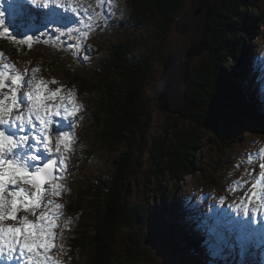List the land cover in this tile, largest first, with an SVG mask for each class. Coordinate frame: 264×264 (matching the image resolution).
<instances>
[{
	"label": "rangeland",
	"instance_id": "374dc122",
	"mask_svg": "<svg viewBox=\"0 0 264 264\" xmlns=\"http://www.w3.org/2000/svg\"><path fill=\"white\" fill-rule=\"evenodd\" d=\"M78 2L82 3L85 7L91 5V11L93 14L102 11L100 8L96 7V0H78ZM195 2L196 5L193 3V0H187V7H184V16L189 17L193 11L203 5L202 0H197ZM217 3L219 6L216 5ZM205 4L211 6L212 9L213 15L210 22L214 19V22L217 25H219L217 22L220 20L223 25L228 24V18H225L223 14H228V11L231 10V8L228 10L221 7L218 0H206ZM128 5L130 6L129 0H114L112 7L109 9L110 18L100 20L93 19L89 21L86 17L81 16L80 19L83 22L76 25L81 30L85 29V23L92 24L91 29L88 30V34L83 40L69 39L57 35L55 29L60 25L58 23L50 22L53 18L45 15L49 10L38 8L32 9L31 18H16L23 19L22 21H24V25L27 22H34L37 24H34L36 26L33 35L35 36V39L30 48L27 45L13 42L10 38L0 37V53L3 54V59H0V70H4L2 67L4 63L14 64L16 69L19 70L28 69L29 72H31L32 69L39 68L40 71L37 73L39 78L45 79L46 81L55 80L58 82L56 84L50 83L49 88L53 90L57 87L62 88V95H67L70 92L75 93L76 103L80 106V110L77 113L78 118L73 117L71 121L63 120L60 117L55 118L61 130L69 132L74 139L70 144V151L66 153L68 157L65 162L67 168L63 173L64 179L61 181L64 185V190L61 197L57 198L58 202L64 205L62 210L64 215L59 221L61 228L58 229V231L62 232L65 250L62 253L55 255L54 258L60 259L63 264L85 263V256L79 257L76 255L78 252L76 254H71L72 251L70 245L79 248L82 242L77 244L72 240L73 237L71 236V230L77 229L78 225L74 227L73 220L68 216L67 206H69V200L72 203L74 198L81 195L83 190H89L90 192L97 191L101 193V189L98 186L94 187L98 180L104 176L110 177L111 174L116 171L118 179H120L122 175L125 176V194L128 198V202L133 205L136 204L141 206L140 208L143 209L142 221L144 222L138 223L139 225L123 227L119 233L115 234V244L110 240L109 235H105L104 238L102 237L98 243L94 244L88 242L89 244L87 243L85 249L91 251L94 250L93 258L112 253L120 256V262L117 264H262V260L264 259V256L262 259L263 249H261V247L264 248V211L253 213L251 209L257 205L263 204L260 203V200L264 198V181L261 180L260 176V173L264 172V167H261V165H264L263 134L253 132L252 135H250L248 130L245 127L241 128L238 123L235 129H233V133L230 134L231 137H233V135L236 136L235 139L237 142H235L234 147L226 146L216 153V151H218V146L223 140H218V138L215 137V134L219 133L222 136V139H224L225 135L221 132V129L212 130L211 128L206 127L205 133L207 134V139L210 138V143H208V141L205 143L206 146L202 150L203 156H201V162L204 163L203 167L207 171L205 172L206 174L196 172L194 175L187 176L179 183L177 188H175V183L177 181L174 182L175 180L168 177L170 175L165 176L164 187L166 188L167 194L169 195L176 192L175 196L177 199L178 196H180L181 200L186 201V207L190 209L189 211L185 210L184 216L189 218L194 227L199 226V223L196 222V218H198V215L201 212L200 209H203L212 217L216 214H223L221 209L228 210V215L223 216L225 218L221 220L220 224L214 222L216 225H220L219 233H225L227 235L228 247L234 252L227 258L226 254H224V256L221 254V248L218 244L213 245V248L217 250L216 253L213 252L212 248H209L208 250L211 251V254H196L199 256L200 260L198 258L196 259L192 254L182 256L179 253L168 254V252H165L163 245L157 239V234L153 228L155 223L151 221L149 226H147L145 222L148 207L153 204L152 209H156L157 202L160 203L162 198L161 195L156 194L159 182L156 175L153 173L154 158L153 155L151 156L147 145L143 152L142 150H135L136 155L140 156L141 164H133L129 169L124 166L126 157L123 154L117 155V153L106 150L105 153L98 155V159H96V157L89 158L88 153L91 152V148L88 146V143L91 140H89L87 135H93L91 134V124L93 120L91 118L90 109L87 105L86 96L84 95L86 93H82L79 89V85L75 82L74 74L79 72V75L83 78L90 79L92 76V73L90 74V69H92L91 66L94 68L95 64H99L98 58H101L104 54H109L112 51L111 47H108L111 46V44L105 41V39L109 38L112 41H117V43H119V41L124 42V39L128 38V34L125 32L120 33L123 36L117 37V34L125 28L130 21V19L125 22L122 21L129 17V15L125 16V11L127 10L126 7ZM3 7L5 10V22L8 25L10 32L16 37L17 41L23 40L22 33L24 28H13L12 26H9V17H13V15L8 8V0H4ZM241 9H245V6H242ZM57 11L62 10L57 9ZM253 15L254 12L250 8L248 20H253L254 24L256 23V20L253 19ZM37 16L41 17V19H36L38 18ZM115 16L120 18H115ZM260 17L262 19L258 26H255L254 33H248L249 30H245L246 27L249 28L248 26L239 30H231L229 26L228 29H225L231 30L228 35H234L237 33L245 44L247 36L250 35V38L247 41V51L245 54L239 53L241 55H237L236 53V65L238 66L236 67V71L241 73L239 79H237L239 85H241V90L243 89L244 92L247 91L248 96H245L244 99L248 101L247 103L251 102V104H254L256 108L259 106L264 107V104L252 100L255 95H259L258 98L264 96V22H262L264 21V16ZM134 24L136 23L134 22ZM135 36H138L133 41L136 53L141 55L142 58L144 56V58L149 61L151 59L150 54L155 51V49L159 50L160 54L164 53L158 47H164V51L166 52L177 48L182 55L185 54V51L189 49V47H192L195 52L201 50L199 46L193 47L189 36L176 27H173L170 32L163 35L159 30L153 27L147 30L144 34L136 32ZM204 38H206V36L203 32L202 41H204ZM90 39H92L91 43L93 48L87 47L88 55H86L83 50V45L87 44ZM136 43L138 45H136ZM74 44L79 45V47H73ZM208 45L209 34L206 38L205 47L203 48L202 53L192 56L190 59L192 65L190 67L191 71L192 68L195 70L196 67L201 66L203 63H206L211 59V53L216 51L215 48L217 46L214 41H212L210 46ZM101 46L107 48L97 50L101 48ZM38 48H41L42 50L36 52ZM90 48L92 51H90ZM64 52L69 54L60 57L61 60L59 65L55 60L54 67H51L48 62L50 57L56 59ZM247 54L252 56V58L249 56L251 62L254 64L256 61L258 62L255 68L252 67L254 64L250 65L249 63L248 68L239 67V58L242 57V55L247 56ZM256 55L258 56L257 58L255 57ZM80 57H82L83 61ZM242 58L244 59V57ZM163 64L161 66V62L155 61L152 65V69L156 74V79H154V81L151 80V83H156V85H153L151 88L152 85L150 84L147 91L149 97H151L153 101L155 99V88L157 87ZM148 78L153 79V74H149ZM248 83L249 85H247ZM255 87L256 91H254L255 93L252 95L251 89H254ZM237 89L240 92V88ZM238 100L239 99H237V101ZM254 100H257V98ZM153 107L154 108L151 111L153 119L147 130V138L152 145L156 140L157 135H164L166 133L164 128L168 126L169 123H179V126H181V121H183L176 115L171 119V115L168 116L166 112L157 108L154 104ZM236 107L239 106L237 105ZM242 114L244 116L248 115L247 112ZM253 116L258 118L256 114H253L252 117ZM242 125L245 126L243 123ZM259 125L264 131V122L261 121ZM227 128L230 129L228 125ZM40 147L41 152H43L44 150L42 146ZM83 154L85 157H83ZM49 156L52 158H58V154L55 152L49 153ZM117 160L120 164L118 165V169H115L114 163ZM125 170H127V172H124ZM208 170L211 171L208 172ZM209 173L215 177L212 182L210 178H208ZM159 175H161V171H159ZM173 179L179 180L178 178ZM258 181H260V184L256 189H253L252 185L256 184ZM253 191L259 194L258 197H253L251 195ZM90 192L89 195L82 198V200L89 199L91 201V199L93 200L94 198L96 199V202H102L105 200L102 195L94 197ZM204 193L209 195V198ZM199 203H202V205L197 207V204ZM245 205L249 208L248 215H244L239 211V209L243 208ZM212 206H216L219 211ZM164 208H166L165 202H163L159 210ZM165 210L166 209L163 211ZM65 224H67V227H65ZM162 228L163 226L161 228L156 227L158 232L162 231ZM56 243H60V237H58ZM113 258L114 257H112V260ZM11 263L17 264V261L14 260ZM18 264H23V260L20 259Z\"/></svg>",
	"mask_w": 264,
	"mask_h": 264
},
{
	"label": "trees",
	"instance_id": "16d2710c",
	"mask_svg": "<svg viewBox=\"0 0 264 264\" xmlns=\"http://www.w3.org/2000/svg\"><path fill=\"white\" fill-rule=\"evenodd\" d=\"M195 1L197 0H193L194 4ZM218 2L221 7L228 10L231 8V10L228 11V14H223L225 18H228V24L223 25L220 20L217 22L219 27L214 19L210 22L208 46L212 41L216 42V51L211 53V59L208 62L196 67L195 70L192 68L185 101L180 107V113L176 115L183 120L181 121L182 125L169 123V127L164 128L166 133L157 135L153 145L147 138V130L153 119L151 111L154 108L153 99L149 97L147 90L150 84L151 88L156 85V83H151V80L156 79L152 65L155 61H159L162 66L169 52L164 51V47H158L164 53L160 54V51L155 49L150 54L149 61L136 53L133 41L138 37L135 36L136 32L144 34L153 27L159 30L162 35L170 32L174 27V21L185 15L184 7H187V0H129L130 6L128 5L125 11V16L129 15V17L122 21L125 22L128 19L130 21L123 28L124 30L122 29L117 34V37H121L123 35L120 33L125 32L128 34V38H125L124 42L119 41V43L109 38L105 39L111 44L108 47H111L112 51L98 58L99 64H95L94 68L91 66L90 74L92 73V76L90 79L83 78L79 72L74 74L79 89L82 93H86L84 95L93 120L91 124V134L93 135H87L91 140L88 143L91 148V152L88 153L89 158L96 157L98 159V155L105 153L106 150L117 153V155L123 154L126 157L124 166L129 169L133 164H141L140 156L136 155L135 150L143 152L147 145L154 158L153 173L159 182L156 194L161 195L162 198L160 203L157 202L156 209H152L153 204L148 207L145 216L146 225L149 226L151 221L155 223L153 228L157 239L163 245L166 253L192 254L199 260L200 258L196 254H211L209 248H212L216 253L217 250L213 248L215 244L220 245L221 254L223 256L226 254V258L234 252L229 250L227 235L219 233L220 225L214 228L210 224L207 228L208 223H205L204 226H201L212 234V239L206 235L204 230L193 226V223L184 216L185 210L189 211L190 209L186 207V201L179 197L177 199L176 192L167 194L164 187L165 176L170 175L168 177L175 180L174 182L177 181L175 183V188H177L187 176L194 175L196 172L206 174L204 163L201 162L205 143L207 141L210 143V138L207 139L205 133L206 127L212 130L221 129L225 135L222 139L219 133L215 134L218 140H223L216 153L226 146L234 147L237 142L236 136L231 137L230 134L233 133V129L238 123L241 128L245 127L250 135L253 132L264 135V131L259 125L261 121L264 122V107L258 105L259 107L256 108L251 102L247 103L248 101L244 99L245 96H248L247 91L244 92L242 89L239 92L237 89L241 88L237 80L241 73L236 71V67H238L236 53L237 55L245 54L250 35L247 36L246 44L237 33L228 35L231 30H239L245 26L249 27L245 29L249 30L248 33H254L255 26H258L262 19L260 16H264V0H218ZM216 5L219 6L218 3ZM242 6H245V9H241ZM250 8L254 12L253 19L256 20L254 24L253 20H251L252 22L250 19L248 20ZM38 18L41 19V17ZM115 18L120 17L115 16ZM228 26L231 30H225L228 29ZM91 41L92 39L83 45L86 55H88L87 47L93 48ZM136 45L138 44L136 43ZM91 48L90 51H92ZM105 48L107 47L101 46L97 50ZM41 50L38 48L36 52ZM66 54L69 53L64 52L56 59L50 57L48 60L50 66L54 67L55 60L59 65L60 57ZM249 56L251 55L247 54V56L242 55L244 59L239 58L240 68H248V63H252ZM80 59L83 61L82 57ZM149 74H153L154 78H148ZM258 96V101L264 97L258 98ZM237 99L239 100L237 101ZM236 104L239 107H236ZM244 112H247L248 115L244 116L242 114ZM167 114L171 115L170 118L173 119L174 114ZM253 114H256L258 118L252 117ZM227 125L230 129L227 128ZM83 157H85L84 154ZM119 164L118 160L114 163L115 169H118ZM159 171L162 176L159 175ZM210 171L208 170V172ZM208 178L211 182L215 179L211 173ZM125 180L124 175L118 179L116 171H114L110 177H102L94 186H98L101 193L83 190L72 203L69 200L68 216L73 220L74 227L78 225L77 229L71 230L72 240L77 244L82 242L79 248L70 245L71 254L78 252L76 255L79 257L85 256L84 264L119 263L120 256L112 253L93 258L94 250L92 252L85 249L87 243H98L102 237L109 235L110 240L115 244V234L119 233L123 227L144 222L142 221L143 209L140 208L141 206L128 202L125 194ZM89 192L94 197L102 195L105 200L102 202H96L95 198L91 201L89 199L82 200L89 195ZM163 202L166 203L165 211H163L164 209L159 210ZM204 212L205 215H208L206 211ZM196 222L201 225L200 221ZM162 226V231L158 232L156 227L161 228ZM112 257H114L113 260Z\"/></svg>",
	"mask_w": 264,
	"mask_h": 264
},
{
	"label": "snow or ice",
	"instance_id": "6c2138e0",
	"mask_svg": "<svg viewBox=\"0 0 264 264\" xmlns=\"http://www.w3.org/2000/svg\"><path fill=\"white\" fill-rule=\"evenodd\" d=\"M114 0H96L102 11H91L78 0H8V8L15 20L31 18L33 8L49 10L45 15L58 23L57 35L83 40L91 29L78 25L87 20L110 18L109 9ZM4 0H0V37L10 38L32 46L33 37L16 40L5 22ZM57 9L62 11H57ZM73 47H79L74 44ZM0 59L3 54L0 53ZM0 70V260H23V264H63L55 255L65 250L59 223L64 215L61 197L64 171L67 168L66 153L74 137L58 126L56 117L71 121L77 117L80 106L75 93L62 95V88L54 90L39 78V68L19 70L11 63H4ZM78 118V117H77ZM43 152H41V147ZM55 152L58 158L49 153ZM264 167V165H261ZM264 181V172L260 173ZM260 181L252 185L256 189ZM253 197L258 193L253 191ZM249 214L245 205L239 209ZM253 213L264 211V204L252 208ZM32 217V218H30ZM67 227V224H65ZM60 237V243L56 241Z\"/></svg>",
	"mask_w": 264,
	"mask_h": 264
},
{
	"label": "water",
	"instance_id": "95a60500",
	"mask_svg": "<svg viewBox=\"0 0 264 264\" xmlns=\"http://www.w3.org/2000/svg\"><path fill=\"white\" fill-rule=\"evenodd\" d=\"M203 5L199 6L195 11L191 13L189 17H179L175 20V27L181 29L185 34L189 36L192 46H199L200 51L195 52L193 48L189 47L185 51V55L189 58L197 54L202 53L203 48L205 47L206 38L203 40V36H200L199 29L204 28L205 32L210 30V19L212 17V9L206 3V0H202ZM198 25V26H196ZM35 32V29L23 32V35L26 33ZM172 55L168 56L166 62L163 65V76L161 81L158 83L155 94L159 96V100L153 103L155 104H164L169 103V111L174 112L178 111L175 106L184 103L185 100V85L189 81V72L188 66H184L183 62H177V60L183 58L182 53L179 49L174 48L171 50ZM190 69V66H189Z\"/></svg>",
	"mask_w": 264,
	"mask_h": 264
},
{
	"label": "bare ground",
	"instance_id": "6f19581e",
	"mask_svg": "<svg viewBox=\"0 0 264 264\" xmlns=\"http://www.w3.org/2000/svg\"><path fill=\"white\" fill-rule=\"evenodd\" d=\"M191 15V14H190ZM189 15V16H190ZM184 17H186V16H184ZM36 19H40V18H36ZM23 19H13V17H9V26H12L13 28H20V27H23L24 28V30H23V32H25V31H29V30H33V29H36V26L34 25V24H36V23H34V22H32V23H29V22H27V23H25V25H24V21H22ZM175 23V22H174ZM37 25V24H36ZM39 25V24H38ZM40 26V25H39ZM45 26V25H44ZM199 34H200V36H203V31H204V28L202 27V28H200L199 30ZM209 32H210V30H209ZM209 32L208 31H206L205 32V34H206V37L208 36V34H209ZM23 34V33H22ZM29 35H31L32 37H33V41H34V39H35V36H33L34 35V32H33V34L32 33H26V34H24L23 35V39H26L27 38V36H29ZM172 55V51L170 50L169 51V53H168V55H167V58H168V56H169V58H170V56ZM183 56V58H181V59H179V60H177V62L179 63V62H183V64H184V66H188V72H189V81H190V76H191V70L189 69V66L191 67V60H189V58L185 55V54H183L182 55ZM167 58H166V60H167ZM248 60V59H247ZM166 62V61H165ZM254 63L252 62L250 65H253ZM257 64V61H256V63L254 64V66H252L253 68H255V66H257L256 65ZM164 65V64H163ZM249 67V66H248ZM162 70H163V67H162ZM238 73V72H237ZM162 76H163V72H161V75H160V77H159V79H158V82H157V85H158V83L161 81V79H162ZM249 77H251L250 75H249ZM251 79H252V77H251ZM189 81H187V83H186V85H185V90L187 89V85H188V83H189ZM241 86V85H240ZM156 89V88H155ZM240 91H241V88H240ZM251 91H252V95L255 93L254 91H256V88H254V89H251ZM185 94H186V91H185ZM185 98H186V96H185ZM257 98V96L255 95V97H254V99H256ZM252 99V98H251ZM254 99H252L253 101H255V102H259V103H262V104H264V97H263V99L262 100H260V101H258V100H254ZM155 101H157V100H159V96H157L156 94H155V99H154ZM185 101V100H184ZM154 102V101H153ZM157 108H159V109H161V110H163L164 112H166V113H169V114H174V115H177V114H179L180 113V107H181V105L183 104V103H181L180 105H178V106H175V108L176 109H179L178 111H174V112H171V111H169V103H164V104H155V103H153ZM160 110V111H161ZM256 111H258V110H256ZM204 194H206V193H204ZM203 195V194H202ZM207 195V194H206ZM208 196V198H209V195H207ZM179 198H181L180 196H178ZM208 200H211V199H208ZM261 201V202H260ZM259 202L260 203H263L264 204V198L263 199H261ZM202 205V203H199V204H197V207H200ZM194 206V205H193ZM213 208H216V206H212ZM220 208V207H219ZM217 209V208H216ZM218 210V209H217ZM200 213H199V215H198V218H196L197 220L196 221H200V223H201V225L199 224V226L198 227H196L197 229H201V230H204V232L206 233V235H208L209 237H211V239H212V234H210V232H208L206 229H204L203 227H201V226H204L205 225V223H208V226H207V228L209 227V225L211 224V227H217L219 224H220V222H221V220L222 219H224L225 217H223V216H227L228 215V210H226V209H221V211L223 212V214H216V215H213L214 217H212V216H209V215H205V212H204V210L203 209H200ZM219 211V210H218ZM189 219V218H188ZM194 221V220H193ZM214 222H216V223H219L218 225H216ZM262 245V244H261ZM261 249H263V251H262V259H263V252H264V248L263 247H261ZM230 250V249H229ZM179 254H181L182 256H184V254L185 253H179ZM262 264H264V259L262 260ZM0 263H3V264H12L11 262H8V261H6V260H0Z\"/></svg>",
	"mask_w": 264,
	"mask_h": 264
},
{
	"label": "clouds",
	"instance_id": "9594fccd",
	"mask_svg": "<svg viewBox=\"0 0 264 264\" xmlns=\"http://www.w3.org/2000/svg\"><path fill=\"white\" fill-rule=\"evenodd\" d=\"M182 17V16H181ZM175 22V21H174ZM174 25H175V23H174Z\"/></svg>",
	"mask_w": 264,
	"mask_h": 264
},
{
	"label": "flooded vegetation",
	"instance_id": "af4514ba",
	"mask_svg": "<svg viewBox=\"0 0 264 264\" xmlns=\"http://www.w3.org/2000/svg\"><path fill=\"white\" fill-rule=\"evenodd\" d=\"M174 27H175V25H174Z\"/></svg>",
	"mask_w": 264,
	"mask_h": 264
}]
</instances>
